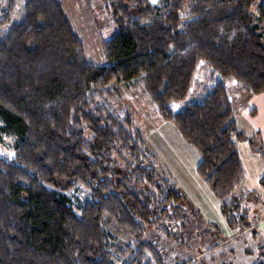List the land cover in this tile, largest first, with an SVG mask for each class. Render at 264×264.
Listing matches in <instances>:
<instances>
[{
  "label": "trees",
  "instance_id": "obj_1",
  "mask_svg": "<svg viewBox=\"0 0 264 264\" xmlns=\"http://www.w3.org/2000/svg\"><path fill=\"white\" fill-rule=\"evenodd\" d=\"M257 1L109 0L119 32L105 41L107 62L95 64L60 0H4L0 135L16 143L14 157L0 156V264H165L158 242L145 236L173 220L184 197L133 115L111 103L117 85L134 80L198 152L197 173L229 226L253 227L234 194L244 178L237 144L246 135L218 80L264 93V31L255 16L264 22V1L255 9ZM201 60L210 85L174 110ZM258 149L264 156V144ZM108 223L131 239L118 242ZM251 264H264V251Z\"/></svg>",
  "mask_w": 264,
  "mask_h": 264
},
{
  "label": "rangeland",
  "instance_id": "obj_2",
  "mask_svg": "<svg viewBox=\"0 0 264 264\" xmlns=\"http://www.w3.org/2000/svg\"><path fill=\"white\" fill-rule=\"evenodd\" d=\"M154 3L159 0H152ZM264 0L256 2L258 4ZM72 22L77 36L84 45L88 61L105 64V41L115 36L116 26L109 0H60ZM4 0H0V8ZM21 2L14 13L17 18ZM254 9V8H253ZM256 16V23L264 31V22ZM210 69L201 60L189 95L172 104L174 110L183 108L211 83ZM235 106L238 127L246 137L238 141V151L244 167V178L234 194L249 208L253 227L241 232L229 226L221 212L220 201L197 173L198 152L182 137L176 125L161 117L139 80L122 82L111 103L122 114L133 115L134 127L145 134L161 160L172 170L184 197V208L170 220L149 227L147 239L158 242L165 264L196 259L198 264H251L264 251V156L259 151L264 144V93L248 94L235 79H222ZM255 113H253L254 111ZM16 138L0 135V156L15 155ZM85 197H90L86 193ZM175 218V219H174ZM176 222V225H175ZM118 242H128L130 232L108 223Z\"/></svg>",
  "mask_w": 264,
  "mask_h": 264
},
{
  "label": "crops",
  "instance_id": "obj_3",
  "mask_svg": "<svg viewBox=\"0 0 264 264\" xmlns=\"http://www.w3.org/2000/svg\"><path fill=\"white\" fill-rule=\"evenodd\" d=\"M254 111V110H253ZM256 111V110H255ZM255 111L253 113H255Z\"/></svg>",
  "mask_w": 264,
  "mask_h": 264
}]
</instances>
